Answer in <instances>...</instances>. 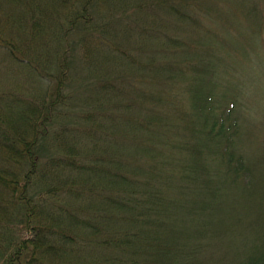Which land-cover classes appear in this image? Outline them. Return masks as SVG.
I'll return each instance as SVG.
<instances>
[{
  "label": "trees",
  "instance_id": "1",
  "mask_svg": "<svg viewBox=\"0 0 264 264\" xmlns=\"http://www.w3.org/2000/svg\"><path fill=\"white\" fill-rule=\"evenodd\" d=\"M199 1L0 0V264H264L263 166L234 103H202Z\"/></svg>",
  "mask_w": 264,
  "mask_h": 264
},
{
  "label": "rangeland",
  "instance_id": "2",
  "mask_svg": "<svg viewBox=\"0 0 264 264\" xmlns=\"http://www.w3.org/2000/svg\"><path fill=\"white\" fill-rule=\"evenodd\" d=\"M218 1L216 10H209L212 7L202 0L190 6L200 13L201 26L217 33L216 37L206 38L199 49L210 61V70L203 73L200 81L201 100L205 107L213 106L215 113L234 103L233 114L239 116L245 130L243 140L246 145L243 149L249 160L254 156L261 159L264 183V0H244L243 3L241 0ZM250 5H255L257 14L260 13L257 21L263 22L249 23L254 21L246 12L251 10ZM210 11H217L219 15L209 13ZM127 19L129 21H125L126 23L132 24V19L146 25V22L131 14ZM169 34L171 35V31ZM80 82L82 77L79 84ZM186 86L187 83L181 81L175 87L184 105L180 102L178 104L184 107L190 102L191 94ZM248 182L258 183L250 179ZM263 183L253 185L248 194H263ZM257 199L263 202V196H258ZM230 217L241 218L237 216L236 210L231 212ZM236 223H233L227 242L231 255H244L253 249L255 240L251 228L244 225L245 221L240 225Z\"/></svg>",
  "mask_w": 264,
  "mask_h": 264
}]
</instances>
